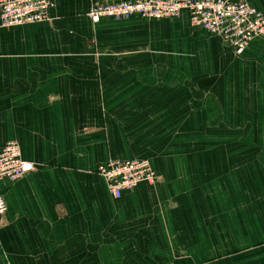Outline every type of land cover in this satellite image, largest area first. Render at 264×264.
I'll return each mask as SVG.
<instances>
[{"label":"crops","instance_id":"obj_1","mask_svg":"<svg viewBox=\"0 0 264 264\" xmlns=\"http://www.w3.org/2000/svg\"><path fill=\"white\" fill-rule=\"evenodd\" d=\"M51 1L48 23L0 20V149L36 165L0 182V264H264V38L236 55L187 13ZM132 159L157 182L115 200L97 167Z\"/></svg>","mask_w":264,"mask_h":264},{"label":"built area","instance_id":"obj_2","mask_svg":"<svg viewBox=\"0 0 264 264\" xmlns=\"http://www.w3.org/2000/svg\"><path fill=\"white\" fill-rule=\"evenodd\" d=\"M51 0H0L2 27L14 28L44 24L50 21ZM187 13L191 27L207 32L242 55L254 40L264 38V15L245 0H111L96 4L89 11L93 24L102 20L125 21L174 20ZM36 165L22 159L16 143L0 149V182L14 184L35 172ZM100 176L115 199L133 192L140 184L154 185L155 172L149 162L132 159L110 161L99 165ZM6 212V203L0 195V216Z\"/></svg>","mask_w":264,"mask_h":264}]
</instances>
